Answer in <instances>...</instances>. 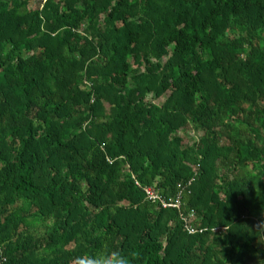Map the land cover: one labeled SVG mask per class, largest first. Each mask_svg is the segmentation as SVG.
I'll return each instance as SVG.
<instances>
[{"label": "trees", "instance_id": "obj_1", "mask_svg": "<svg viewBox=\"0 0 264 264\" xmlns=\"http://www.w3.org/2000/svg\"><path fill=\"white\" fill-rule=\"evenodd\" d=\"M0 255L264 264V0H0Z\"/></svg>", "mask_w": 264, "mask_h": 264}, {"label": "built area", "instance_id": "obj_2", "mask_svg": "<svg viewBox=\"0 0 264 264\" xmlns=\"http://www.w3.org/2000/svg\"><path fill=\"white\" fill-rule=\"evenodd\" d=\"M136 185H138L136 183ZM145 193L147 196L148 200L153 201H159L161 208L163 209H180L182 207V192H178L177 194H175V196L169 197V198H161L157 192L153 191L152 189H145ZM194 211L191 210L186 216H183L182 221L184 223H186L185 229L189 234H193L196 231V228L190 226L189 224V219L191 220V218L194 216ZM5 263V259L3 258V256L1 257L0 255V264H4Z\"/></svg>", "mask_w": 264, "mask_h": 264}, {"label": "rangeland", "instance_id": "obj_3", "mask_svg": "<svg viewBox=\"0 0 264 264\" xmlns=\"http://www.w3.org/2000/svg\"><path fill=\"white\" fill-rule=\"evenodd\" d=\"M184 133V132H183ZM183 133H179V135L180 136H182L183 135ZM200 135H201V133L199 132V133H197L196 131H192V132H188V133H186L185 134V136H183L184 137V142H183V145H191L194 141H197L198 140V138L200 137ZM180 186V185H179ZM185 189L183 188V189H181L180 191L182 192V191H184ZM177 194V193H176ZM175 196V195H174ZM183 192H182V200H181V203H182V206H183ZM195 213V212H194ZM193 219H195V214H194V216L192 217ZM190 226H192L191 224H190ZM193 227V226H192Z\"/></svg>", "mask_w": 264, "mask_h": 264}, {"label": "clouds", "instance_id": "obj_4", "mask_svg": "<svg viewBox=\"0 0 264 264\" xmlns=\"http://www.w3.org/2000/svg\"><path fill=\"white\" fill-rule=\"evenodd\" d=\"M191 210H192V209H191ZM191 210H189V211L185 214V216H186ZM193 211H194V210H193ZM194 212H195V211H194ZM192 220H195V219L191 218V220L189 221V224H190V222H191ZM118 261H119V264H128L127 259H126V258H123V257H118ZM91 264H97V262H96V261H93V262H91Z\"/></svg>", "mask_w": 264, "mask_h": 264}]
</instances>
